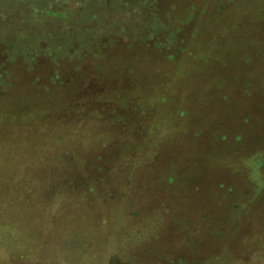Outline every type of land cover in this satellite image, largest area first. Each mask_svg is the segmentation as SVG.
<instances>
[{
    "label": "rangeland",
    "instance_id": "rangeland-1",
    "mask_svg": "<svg viewBox=\"0 0 264 264\" xmlns=\"http://www.w3.org/2000/svg\"><path fill=\"white\" fill-rule=\"evenodd\" d=\"M0 264H264V0H0Z\"/></svg>",
    "mask_w": 264,
    "mask_h": 264
}]
</instances>
